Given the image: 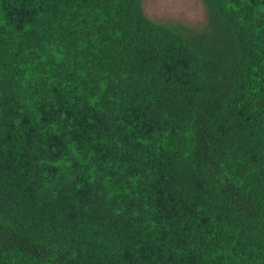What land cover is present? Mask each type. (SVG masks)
<instances>
[{"label": "trees", "instance_id": "16d2710c", "mask_svg": "<svg viewBox=\"0 0 264 264\" xmlns=\"http://www.w3.org/2000/svg\"><path fill=\"white\" fill-rule=\"evenodd\" d=\"M0 0V264H264V0Z\"/></svg>", "mask_w": 264, "mask_h": 264}, {"label": "rangeland", "instance_id": "374dc122", "mask_svg": "<svg viewBox=\"0 0 264 264\" xmlns=\"http://www.w3.org/2000/svg\"><path fill=\"white\" fill-rule=\"evenodd\" d=\"M142 9L153 21L180 24L189 29H199L207 20L202 0H143Z\"/></svg>", "mask_w": 264, "mask_h": 264}]
</instances>
